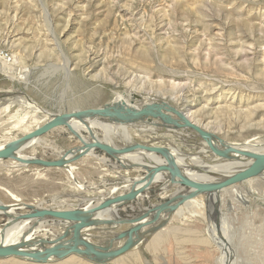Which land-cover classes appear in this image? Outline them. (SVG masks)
Segmentation results:
<instances>
[{"label": "rangeland", "instance_id": "1", "mask_svg": "<svg viewBox=\"0 0 264 264\" xmlns=\"http://www.w3.org/2000/svg\"><path fill=\"white\" fill-rule=\"evenodd\" d=\"M6 63L16 76L21 74L27 81L12 80L0 71V94H15L0 97V144L25 135L21 129L29 130L26 126L11 129L13 114L18 117L24 113L19 106L4 111L6 100L18 97L30 99L51 114L101 108L117 96L126 102L135 101L138 106L147 100H158L171 104L227 143H244L257 135L264 137V0H0V67ZM168 114L183 125L176 115ZM152 130L140 134L129 128L128 132L137 143L171 144L180 151L184 165L191 168L212 164L204 156L208 153L198 155L202 147L196 143L201 139L194 131ZM97 133L100 139H108L116 146L123 144L121 137L104 134L100 129ZM78 146L80 142L61 128L41 137L39 143H33L21 155L55 161ZM192 154L202 164L198 160L194 161L198 164H193L188 159ZM100 160L108 158L101 152L82 158L73 164V176L63 169L18 166L12 160L0 162V202L13 205L17 199L55 209L84 206V199H89L88 193H94L92 188L106 173ZM121 172L117 167L111 175ZM137 176L131 172L126 177ZM154 185L163 186L165 192L168 189L166 195L157 187L158 190L147 192L141 207L158 205L183 191L182 187H169L164 182ZM256 185L264 191V183ZM248 197L250 203L240 206V211H226L228 219L219 210L220 214L214 212L208 223L212 217L223 227L229 226V221L232 224L233 264H264L251 257L261 255L262 246L257 240L264 239V202L260 194L259 199ZM133 205L139 208L136 203ZM185 207L181 209L183 213L172 215L170 224L161 232L165 241L160 249L142 252L148 251L151 236L139 251H132L141 254L138 264H151L150 257L163 256L166 250L175 261L181 259L177 264H215L207 253L210 249L191 242L195 232L201 235L205 231L207 223L199 215L190 217L192 209ZM6 221L0 215V228ZM216 227L217 224L214 230ZM176 230L182 234L195 232L179 243L173 234L167 237ZM245 233L248 237L253 233L252 242L256 245H248ZM132 252L114 263L123 264ZM160 259H154V264H172ZM73 261L88 264L78 257L61 262ZM4 262L7 261L0 260V264Z\"/></svg>", "mask_w": 264, "mask_h": 264}, {"label": "water", "instance_id": "2", "mask_svg": "<svg viewBox=\"0 0 264 264\" xmlns=\"http://www.w3.org/2000/svg\"><path fill=\"white\" fill-rule=\"evenodd\" d=\"M9 95L15 94L3 93L0 94V97ZM125 95L123 94V97ZM117 99L118 97L97 109L58 114H51L43 110V114L50 117L46 123L20 138L5 143L0 148V162L12 160L22 166H39L43 169L57 168L63 170L84 157L94 156L96 152H101L107 156L108 161H113L120 171L127 174L130 172L139 174L135 178L126 177L125 182L131 184L127 193L115 195L120 188V184L124 183L123 181L115 182L112 184L110 194L84 199L86 202L82 207L55 210L39 209L34 204L22 202L13 205L0 204V212L7 218L0 232V260L15 258L29 264H49L53 260L64 261L72 256H77L91 264H110L120 256L136 249L141 243H145L147 241L146 237L148 238L168 226L172 215L189 199L200 194L219 192L234 184L258 177L264 171V155H256L251 152H232L233 150L224 152L217 149L212 144L213 140L225 143L223 139L203 129L196 122L191 121L186 114L178 111L167 102L153 100L154 102L151 104L144 103V105L138 106L135 101L127 103L125 100L118 101ZM132 99L135 100V96ZM168 113H174L181 120L183 124L181 128H188L196 133L197 137L201 139L199 144H196L201 146L202 150L204 147L205 149L209 148L216 157L221 159L227 158L231 153L242 154L253 159V164L246 170L235 172L230 176H227L230 173L228 170H222L223 172L219 174H222L224 179H221L218 184H208L205 180L199 182L187 176L184 168L177 162L176 156L180 157L179 153L175 152L176 156H174L169 146L158 145L157 142L151 144L137 143L131 135H129L130 137L123 136L122 146H116L108 139H100L97 133V129H100L104 134L114 135L115 129L128 132V129L132 128L143 134L150 131L148 127L166 129L168 132L178 131L174 128H180L179 124L173 118L166 116ZM77 125L85 128L86 138H83L82 128ZM103 127H109V130L105 131ZM61 128L67 129L80 142L81 146L65 152L55 161H46L34 157L24 158L19 155L31 145L33 140ZM152 139L157 138L152 137ZM202 150L199 151V156L203 154ZM135 155L138 158H135ZM140 157L147 159V162L141 160ZM198 172L202 175L208 174L200 170ZM140 174L144 175L140 176ZM159 176L165 177L164 180L168 186L190 188L193 189V192L188 195L177 193L167 201L144 209L137 217L122 218L117 216V212L121 208L130 206L133 203L138 205L137 201L140 196L145 192L152 191L150 189L155 183L159 182ZM74 182L78 184L77 180H74ZM138 207L140 208V205ZM9 210L13 212H9L10 214L5 213ZM19 210H28V213L19 214L17 213ZM112 212L116 213V220L99 217V215L103 216ZM46 218L66 225L63 226L65 228L63 234L53 240L43 237H31L30 235H34L37 228L42 227L41 222ZM160 220L162 222L157 226L151 227L145 233L142 232L144 228L150 227ZM21 222H27L29 224L26 225L31 226L20 232L21 236L15 243L5 244L4 238L8 229ZM122 226L132 227L121 233H115ZM92 232H100L103 235L106 233L113 234H111L110 239H102L94 236ZM89 239H96L99 243L94 244ZM115 244L117 249L112 250Z\"/></svg>", "mask_w": 264, "mask_h": 264}, {"label": "bare ground", "instance_id": "3", "mask_svg": "<svg viewBox=\"0 0 264 264\" xmlns=\"http://www.w3.org/2000/svg\"><path fill=\"white\" fill-rule=\"evenodd\" d=\"M3 66V64H2ZM0 71H2L5 75H7L9 78H11L12 80H15V79H22L23 81H27L26 77H22L21 74H19L18 76H16L15 74V71L14 69L9 65V64H5L3 67H0ZM118 97V101H121L123 100V98L121 96H117ZM15 100V101H14ZM12 101H9V100H6V102L8 103L7 106H5V109L4 111L5 112H8L10 109H12L13 107H15L16 105L20 107V109H22V111L24 113H22L20 116L18 117H15L14 114L13 116L11 117L10 121L13 120V123H12V128L11 129H19V128H22L23 126H26L29 130H24V129H21L25 132V134L29 133V132H32L34 131L37 127L39 126H42L44 123H46L50 117L49 115H45L43 114V109L39 108L34 102H32L30 99H23V98H17V99H14ZM129 103V102H127ZM145 103H148V100L145 101ZM6 104V103H5ZM151 104V103H150ZM2 106V105H0ZM18 107V108H19ZM16 109V107H15ZM18 110V109H17ZM18 112V111H17ZM42 114L43 117L40 115ZM49 114V113H48ZM174 114V113H173ZM175 115V114H174ZM166 116L170 117L171 119L173 118L171 115L169 114H166ZM174 120V119H173ZM9 121V122H10ZM176 121V120H174ZM161 123V122H159ZM29 124V125H28ZM162 124V123H161ZM178 124V123H177ZM28 125V126H27ZM79 126V125H77ZM180 128H174V129H177V130H183V128H181V126L183 125H180ZM80 127V126H79ZM82 128V131H81V134L83 136V138L85 137L83 135V132H86L85 128L83 127H80ZM147 128V127H146ZM152 130V132L156 131V130H159L160 128H156V127H150ZM148 127V129H150ZM103 129L105 131H108L109 130V127H103ZM147 129V130H148ZM188 129V128H187ZM191 130V129H189ZM122 131V130H121ZM120 130H117L115 129L113 134L114 136H118V137H123V133L121 132ZM125 131V130H124ZM193 131V130H192ZM127 134L128 137H130L129 135V132L125 131ZM168 132V131H167ZM170 132V131H169ZM141 133V132H140ZM13 137V136H12ZM18 136L14 137V138H11L7 141H5L4 143L0 144V148L7 142L9 141H12L14 139H16ZM86 138V137H85ZM41 140V138H38V139H35L31 142V145L27 148H31L33 146V143H39ZM157 140V139H156ZM225 141V140H224ZM165 142V141H164ZM203 143V142H202ZM205 144V143H203ZM212 144L217 148V149H221L222 151L226 152V151H230V150H233L232 152H237V151H240V152H251L253 154H256V155H264V137L263 136H259L258 135L256 137H253V139L251 140H248V141H245L244 143H239V144H230V143H227L225 141V143H221L219 141H216V140H213ZM167 145V144H166ZM170 148V147H169ZM205 148V147H204ZM207 148V147H206ZM171 151L173 152V150L175 151L176 149H172L170 148ZM203 151V154L205 153H208L209 156L207 155H204L205 157H208L211 159V163L210 165H204L203 167H200V168H203V169H200L199 167H193L191 168L190 165H183L184 167H186L190 173L192 174H195V175H192V176H196L198 177L197 179L194 178V177H191L189 175V177L193 178L194 180H197L199 182H204L207 181L208 184H218L219 181L221 179H224V176L222 174H219L220 172H223L222 170H228L230 173H228L227 176H230L232 175L233 173L235 172H240L241 170H246L247 168H249L254 160L245 156V155H242V154H232L229 155L227 158H218L216 157L210 150L209 148L207 149H204L202 150ZM176 153L178 152L179 153V150L175 151ZM174 152V154H175ZM22 154V153H21ZM19 154L21 157H24V158H29L28 156H25V155H21ZM93 155V154H92ZM193 155L195 154H192L191 156H188V159L190 161H192V163H196L194 162L195 160H198L199 157H194L193 158ZM91 156V155H90ZM148 156V155H147ZM175 156V155H174ZM135 158H138L137 155L134 156ZM182 157H184L182 155ZM148 158V157H147ZM177 158V162L180 166H182V162H184L185 160L183 158H180L178 156H176ZM141 160H144L146 161L147 159H145L144 157H140ZM182 159L181 162H179V160ZM200 160V159H199ZM198 160V161H199ZM202 161V160H201ZM201 161H199V163H201ZM15 162V161H14ZM110 162V161H109ZM147 162V161H146ZM16 165L18 166H22L20 165L19 163L15 162ZM202 164V163H201ZM74 166L73 165H70L66 168V172L73 176L74 174V171L75 169L73 168ZM77 170V169H76ZM198 170L200 171H203L204 173H208V174H200L198 172ZM185 171V169H184ZM131 173V172H130ZM127 174V173H126ZM188 174V173H187ZM129 175V174H127ZM144 175V174H143ZM164 176H159L158 177V181L159 182H165L166 181L164 180ZM126 178L122 179V180H119L120 181H123L126 185H130L131 184H128L125 182ZM257 183H264V171L261 175H259L258 177H254V178H250L248 180H245L241 183H237V184H234L232 186H229L228 188L226 189H222L220 190L219 192H212V193H207V194H200V195H197L191 199H189L183 206H181L179 208V210L174 214V215H177L179 213H181V209L182 207H185V205L188 209H192L190 210V217L192 218H195L197 215H199L201 217V219L204 221V223H207L205 224V231L204 234L205 235H202L203 232H199L201 233V235H196V232L194 230H189L190 232H186L184 234H182L183 232L179 231V230H176V231H171L169 232V234L167 235V237L171 236V234L174 235L175 239L177 240V242H182L183 240H188L190 239L192 236H191V231H194L195 234H194V240L191 241V242H199L203 248L207 247L208 249H210L207 253H210V257L214 258L215 260V264H233V260H232V257H234L233 254H231V244H233L232 242V236L230 237V234H231V231L233 229V226L232 224L230 223L229 221V226H224L223 227V224L222 223H219L217 222V220L214 219L213 221V218L211 217L209 219V221L211 223H208V218L215 212L217 214H220V211L222 212V217H225L227 218L228 215L226 214V211L227 210H236L238 211L239 210V207L242 206L243 204H249L250 203V196L248 197V195H251L253 197H255L256 199H259L258 197V194L262 195V198H260L263 202H264V191L262 192L261 190V187L258 189L257 188ZM206 184V183H204ZM259 185V184H258ZM121 186V185H120ZM168 187V186H167ZM169 187H172V186H169ZM175 187H180V186H175ZM183 188V191L179 192V193H183V194H189V193H192L193 192V189H190V188ZM97 187H94L93 192H96L97 191ZM112 189V188H111ZM245 190V194L242 193V190ZM127 191L125 193L128 192L129 189H126ZM166 190V189H165ZM243 190V192H244ZM99 193H103V188L99 189L98 190ZM146 193V192H145ZM178 193V192H177ZM176 193V194H177ZM117 194V193H116ZM115 194V195H116ZM124 194V193H123ZM119 195V194H118ZM121 195V194H120ZM175 195V194H174ZM174 195H172L171 197H173ZM146 196V194H142L140 197H144ZM170 197V198H171ZM232 197L233 199V202H234V207L231 206L232 204V200L230 199ZM95 198V197H94ZM92 199V198H91ZM140 199V202L143 200L141 198ZM138 199V201H139ZM253 201V200H252ZM18 202H21L20 200H17L16 199V203ZM0 204L2 205V203L0 202ZM20 206V205H18ZM35 207L39 208V209H43V208H46V209H55V208H49V207H41V206H36L34 205ZM228 206V207H227ZM82 207V206H80ZM73 207H67V208H63V209H71ZM228 208V209H227ZM244 208V207H242ZM56 210V209H55ZM220 210V211H219ZM240 211V210H239ZM12 213L13 211L12 210H9L5 213ZM255 212V211H254ZM9 213V214H10ZM114 212L110 213L111 215H113ZM183 213V212H182ZM110 214H105V215H99V217L101 216L102 218L104 219H107V216H109L110 218H112L110 216ZM223 214H225L223 216ZM0 215L3 216V213L0 212ZM118 216V215H117ZM229 218V217H228ZM227 218V219H228ZM232 218V217H231ZM237 218V216H236ZM117 219V218H116ZM116 219H113V220H116ZM161 219V218H160ZM111 220V219H110ZM160 222H162L161 220L150 226V227H146L142 230V232H146L148 231L151 227H155L157 226ZM246 223V222H245ZM256 223V222H255ZM26 224H29L27 222H21L20 224H16V225H13L10 229H8L6 235H5V238H4V243L5 244H8V243H15L21 236L20 232L25 228V229H28L31 225H26ZM217 224V227L216 229L214 230L213 226ZM244 224V223H243ZM242 224V225H243ZM235 225V224H234ZM251 225V224H249ZM256 225V224H255ZM41 228H37L34 232V235L31 234L30 236L33 238L35 237H43V233L45 234H49L51 236H45L43 238H46L48 240H53L55 239L56 237H59L63 234V231L65 230V228L63 226H66V225H63V223L61 222H55V220H52L50 221L49 219H44L42 222H41ZM47 226V227H46ZM50 226V228L48 227ZM15 227V228H13ZM236 227V226H235ZM240 227V226H239ZM243 227V226H242ZM251 227V226H250ZM13 228V229H12ZM59 229L60 231L62 230V233L60 232L58 235H55L53 231H51L52 229ZM121 228V227H120ZM119 228V229H120ZM208 228V230H207ZM256 228V227H255ZM3 228H0V232ZM12 229V230H11ZM118 229V230H119ZM164 229V228H163ZM163 229L159 230L157 233L151 235L153 236L152 239H151V242L149 243L148 245V249L149 251H157L158 249H160L162 246V243L165 241V236L163 234H161L160 232L163 231ZM248 229V228H247ZM116 230V231H118ZM115 231V232H116ZM257 231H259L257 229ZM244 232H245V229H244ZM243 232V233H244ZM42 233V234H41ZM93 233H99L101 234L100 232H92ZM113 234V233H111ZM188 234V235H186ZM252 235L250 237H248L246 235V233L244 234V238L247 240V243L248 245L250 246H254L256 245V242H252L254 240V235L253 233H251ZM259 234V233H257ZM19 235V238L17 237ZM249 235V234H248ZM260 235V234H259ZM151 236H149L148 238H150ZM181 236V237H180ZM97 237V236H96ZM257 237V235H256ZM99 238V237H98ZM101 238V237H100ZM146 237V239H148ZM219 238H220V241H219ZM249 238V239H248ZM262 238V237H261ZM104 239V238H102ZM90 240V239H89ZM259 241V243L261 244L262 248L260 250L261 252V255H257V256H251L253 258H257V260L259 259L262 263H264V239H260V240H257ZM1 242V241H0ZM246 243V244H247ZM143 243H141L142 245ZM139 245V246H141ZM199 245V244H198ZM138 246V247H139ZM237 246V244H236ZM249 246V247H250ZM137 247V248H138ZM234 247V246H233ZM241 247V246H240ZM248 247V246H247ZM140 248V247H139ZM138 248V249H139ZM202 248V247H201ZM238 248V247H237ZM244 248V247H243ZM255 248V247H254ZM178 249H180V245H178ZM259 249V248H258ZM257 249V250H258ZM233 250V249H232ZM235 252V251H234ZM248 252V251H247ZM254 252V251H253ZM135 255L132 256L133 258V261H137L138 258H139V255H137L136 253H134ZM238 255V253L236 254ZM248 255V254H247ZM72 257H77V256H72ZM128 257V256H127ZM126 257V258H127ZM71 258V257H70ZM131 258V257H130ZM131 258V259H132ZM12 259H15V258H12ZM69 259V258H68ZM129 259V258H128ZM243 259V258H242ZM249 259V258H247ZM67 260V259H66ZM55 260L51 261V262H54ZM65 261V260H64ZM116 261V260H115ZM50 262V263H51ZM60 262V261H59ZM87 262V261H86ZM126 262V261H125ZM26 263V262H25ZM77 263L76 261H73V262H67L66 264H75ZM79 263V262H78ZM89 263V262H88ZM241 263V262H239Z\"/></svg>", "mask_w": 264, "mask_h": 264}, {"label": "crops", "instance_id": "4", "mask_svg": "<svg viewBox=\"0 0 264 264\" xmlns=\"http://www.w3.org/2000/svg\"><path fill=\"white\" fill-rule=\"evenodd\" d=\"M122 133H123V135L125 136V137H128L127 136V134L128 133H126L125 131H121ZM85 138V137H84ZM158 145H163V146H169L170 148H172L173 149V147L172 146H170L171 144H167L166 145V143H157ZM176 151V150H175ZM174 150H173V154H174V152H175ZM179 154H180V151H179ZM175 155V154H174ZM176 156V155H175ZM101 161V160H100ZM182 161V159H180L179 160V162H181ZM101 162H103L102 164H103V166L105 167V172L106 173H104V176L102 175V176H100L99 177V179H98V181H97V183L94 185V186H96L97 188L99 187V188H103V190H104V192L103 193H99V189H97V191L96 192H94V193H92L91 195H90V193H88V195H87V198H89V199H91V198H94V197H102V196H107L108 194H110V192H111V188H112V184L113 183H115V182H119V180L122 178V179H124V177H126V176H129V175H126L125 174V172H121V173H123V176L121 175V173H118V176H112L111 175V170L113 169H116L117 168V166L115 165V164H110L109 163V161L108 160H104V161H101ZM104 162H106V163H104ZM192 162V161H191ZM112 163V162H111ZM183 165L185 164V161L182 163ZM193 164H195V163H193ZM100 165V164H99ZM187 165V164H186ZM108 166H110V167H108ZM106 167H107V169H106ZM181 167H183L184 169L186 168V167H184V166H181ZM185 172H186V174L187 175H189V176H191V177H194V178H198V177H196V176H192V175H195V174H192V173H190L189 171H186V169H185ZM120 175V176H119ZM120 182H122V181H120ZM162 182V181H161ZM165 183V182H164ZM125 183H122V184H120L121 186H120V188L118 189V191H117V194H121V193H123L124 191L126 192L127 190L126 189H129L130 188V185H124ZM166 184V183H165ZM157 187H159V189H162L163 188V192H164V194L166 195V192H167V190H166V192L164 191V187L162 186H160V185H154L153 187H152V189L151 190H158L157 189ZM92 189H94V188H92ZM77 191V190H76ZM129 191V190H128ZM146 194V196H144V197H140L141 199H143L140 203L139 202H137L138 203V205H140V208H135V206L132 204L131 206H129V207H123L120 211H119V213L117 212V215L119 216H122V217H124V218H133V217H137V216H139L140 215V213L141 212H143V210L144 209H146V208H144V207H141V205L145 202V200L147 199L146 197H148V193H145ZM83 206V205H82ZM147 206V205H146ZM145 206V207H146ZM49 208H51V207H49ZM129 209H132V210H134V212H130L129 211ZM136 209V210H135ZM110 216L112 217V218H110L109 216H107V219H111V220H113V219H116L117 218V216H116V213H113V215H111L110 214ZM47 227V226H46ZM132 226H122L118 231H116L115 233H121V232H123V231H126V230H128L129 228H131ZM13 228H15V227H13ZM12 228V229H13ZM49 228H50V226H49ZM11 229V230H12ZM166 230V229H165ZM51 231H53L54 232V234L55 235H58L59 233H60V230H58V229H52ZM164 231V230H163ZM163 231H161V232H163ZM160 232V233H161ZM61 233H62V230H61ZM45 234V233H44ZM93 235L94 236H97V237H101V238H106V239H110V237L112 236L110 233H106L105 235H103V234H99V233H93ZM46 235H43V237H45ZM18 238H19V235L17 236ZM90 241L91 242H93L94 244H97V243H99V241H97L96 239H90ZM123 243V242H122ZM181 243V242H180ZM121 245V244H120ZM143 245V244H142ZM142 245L141 246H139L140 248L142 247ZM181 246V245H180ZM138 247V248H139ZM138 248H136V249H133V250H131V251H129L128 253H126V254H124V255H122V256H120L118 259H124V257L125 256H129L130 254H131V252L132 251H139L138 250ZM139 248V249H140ZM115 249H117V245L115 244L114 245V248L112 249V250H115ZM148 251H145V250H142V252H144V253H152L151 251H149V249H147ZM133 254L130 256L131 258H132V256L133 255H135L134 254V252H132ZM138 253V254H137ZM136 254L137 255H139V257H141V254L139 253V252H137ZM208 254H210V253H208ZM153 257H155L154 255H153ZM153 257H150L151 258V264H154V259H157V260H159L161 257V261H166V263L167 262H171L172 264H177V262L178 261H181V259L178 257V259L176 258V261H175V258L174 257H169L168 256V250H166V253L163 255V256H161V254H159L158 256H156L155 258H153ZM79 258V257H78ZM125 259V260H123V264H138L139 262H137V261H133V258L132 259ZM79 259H82V258H79ZM118 259H116V260H118ZM83 260V259H82ZM149 260V259H148ZM178 260V261H177ZM7 262H4V264H27V263H25V262H23V261H21V260H17V259H9V260H6ZM84 262H86V260H83ZM126 261V262H125ZM65 262V261H64ZM64 262H59V261H54V262H51V263H49V264H61V263H64ZM149 262V261H148ZM67 263V262H66ZM66 263H64V264H66ZM86 263H88V262H86ZM120 263V262H119ZM183 263V262H182ZM29 264V263H28ZM88 264H90V263H88ZM110 264H117V263H114V261L113 262H111ZM121 264V263H120ZM147 264H149V263H147ZM165 264V263H164ZM184 264H187V263H184ZM189 264H191V261L189 262Z\"/></svg>", "mask_w": 264, "mask_h": 264}]
</instances>
